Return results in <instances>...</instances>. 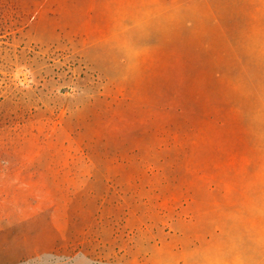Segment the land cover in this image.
Wrapping results in <instances>:
<instances>
[{"label":"rangeland","instance_id":"1","mask_svg":"<svg viewBox=\"0 0 264 264\" xmlns=\"http://www.w3.org/2000/svg\"><path fill=\"white\" fill-rule=\"evenodd\" d=\"M0 264H264V0H0Z\"/></svg>","mask_w":264,"mask_h":264}]
</instances>
